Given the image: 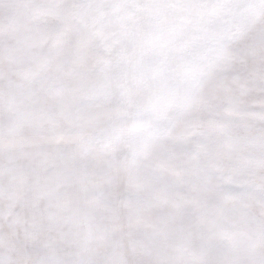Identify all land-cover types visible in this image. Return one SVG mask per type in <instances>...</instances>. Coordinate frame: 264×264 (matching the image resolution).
<instances>
[{
    "label": "snow or ice",
    "instance_id": "6c2138e0",
    "mask_svg": "<svg viewBox=\"0 0 264 264\" xmlns=\"http://www.w3.org/2000/svg\"><path fill=\"white\" fill-rule=\"evenodd\" d=\"M0 264H264V0H0Z\"/></svg>",
    "mask_w": 264,
    "mask_h": 264
}]
</instances>
